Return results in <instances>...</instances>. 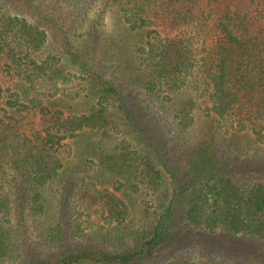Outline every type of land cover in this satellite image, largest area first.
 Returning a JSON list of instances; mask_svg holds the SVG:
<instances>
[{"label": "trees", "instance_id": "obj_1", "mask_svg": "<svg viewBox=\"0 0 264 264\" xmlns=\"http://www.w3.org/2000/svg\"><path fill=\"white\" fill-rule=\"evenodd\" d=\"M15 1L0 0V74L13 83L6 86L0 80V264H6L12 252L21 257L17 264L157 262L182 229L178 208L188 191L190 200L182 212L189 225L204 233L201 239L207 243L211 260L264 264V180L255 170L242 171L246 172L243 178L225 155L220 158L214 142L201 146L179 190L167 192L169 201L157 204L154 222L131 237L119 233L118 246L112 249L108 246L111 230L123 225L130 209L126 199L114 192L87 191L91 211L94 206V211L102 209L103 219L91 233L81 224L71 225L73 190L58 200V216L49 220L50 188L66 166L69 142L85 134L110 136L109 132L117 130L110 115L116 105L135 129L129 106L133 93H126L95 60L92 40L103 20L101 12L87 24L86 50L73 47L70 31L84 23L89 0H69L73 7L69 16L75 17L62 53L46 56L42 51L50 44L49 32L32 20L34 10L27 6H21L26 12H13ZM107 1L130 30L144 34V43L135 49L136 73L131 82H141L148 95L166 97L189 87L198 98H205L214 126L223 129L232 142L244 131L264 136V0H103ZM71 76L82 80L78 88H66ZM66 98L89 99L91 108L69 112L70 101L60 106ZM188 114L185 109L177 114L184 128L190 124ZM139 135L146 139L144 130ZM246 160L237 164L255 167L259 162ZM146 164L127 184H116L115 191L125 187V195L143 194V184L155 190L158 172ZM10 192L16 196L14 203ZM13 204L19 217L18 237L10 238L6 232ZM28 211L42 218L39 225L46 229L45 239L52 250L37 245L33 251L25 246L22 236Z\"/></svg>", "mask_w": 264, "mask_h": 264}, {"label": "rangeland", "instance_id": "obj_2", "mask_svg": "<svg viewBox=\"0 0 264 264\" xmlns=\"http://www.w3.org/2000/svg\"><path fill=\"white\" fill-rule=\"evenodd\" d=\"M11 7L13 12H26L21 6H27L34 10L33 21L42 28H46L50 35V44L46 50L42 51V56L49 53L60 55L62 53L63 42L66 33L70 30L69 23L75 17L69 16V0H16ZM87 17L84 23L72 28L70 34L74 49L86 50L85 45L89 41L86 34L87 24L94 20L98 13L103 16L102 22L98 25V30L92 40L93 53L103 67L108 76L112 78L126 93L132 92L129 96V106L134 111L135 129L125 121L122 112L117 105L111 108L110 115L117 130L109 132L110 136L103 133L85 134L69 142V154L66 166L62 171L60 179L56 180L50 188L49 220H54L58 216V200L73 190L71 201L74 205V218L71 221L72 227L81 224L88 233H91L94 225L102 224L100 212L91 211L92 201L90 193L87 191H109L117 196L124 197L130 206L126 219L121 227L110 235L108 246L112 248L118 246V236L121 232H126L127 236H132L134 232L141 230L148 223H153L158 214L157 204L168 202L169 194L178 191L183 182V174L190 169L192 158L204 144L214 142L216 151L220 158L225 155L234 170H239L243 178H246L242 171H259L258 177L264 180V136L254 135L252 131H244L241 137L232 142L224 134L223 129L214 126L212 117L209 116L207 101L205 98H198L189 88H182L172 96L163 94L148 95L142 87L141 82H131L130 77H135L134 57L137 45L144 43V34L136 33L129 29L123 21L120 13L110 2L103 0H89L87 3ZM60 12H65L61 14ZM76 14V11H75ZM3 60L0 61V68ZM0 80L6 86L11 83L1 73ZM66 88H78V83L82 82L76 76H71ZM13 85V83L11 84ZM60 106H64L66 101L72 103L69 112L83 113L89 111L91 102L89 99L74 101L66 98L62 100ZM137 102V103H136ZM71 106V105H70ZM181 109L187 110L190 117L189 125L183 127L177 117ZM54 110V109H53ZM148 117L152 119L151 128H148ZM139 130L146 132V139H142ZM238 157L236 159L235 157ZM256 158L259 162L255 167L250 165L239 166V160ZM167 161V162H166ZM150 164L158 172L159 180L156 189L142 188V192L136 194H124L122 187L120 191L113 188L116 184H127L133 179L135 171L142 170ZM176 174V176H174ZM213 182V180H211ZM253 182V181H251ZM146 183V182H145ZM202 183V182H201ZM72 184V189H70ZM67 185V188H66ZM129 185V184H128ZM178 189V190H177ZM11 194L14 203L16 196ZM191 191L183 194L181 205L178 210V220L181 228L176 233V237L167 243L159 255L157 262L150 264H180L188 261L190 264H225V262H215L211 260V253L208 252L205 239H201L204 233L198 228L189 225L185 220V212L190 200ZM148 206V207H147ZM185 211V210H184ZM182 212V213H181ZM90 214V216H88ZM8 219H11L10 228L6 233L10 238L18 237L19 217L16 213L15 205L11 206ZM42 222L40 216H31L27 212L24 223V233L22 240L26 247H31L34 251L37 245L42 250H52L54 247L46 237V229L39 223ZM70 226H68V229ZM122 229V230H119ZM69 231H71L69 229ZM105 235L106 232H103ZM79 236V235H78ZM50 237V236H48ZM109 237V235H108ZM129 237V238H130ZM128 238V239H129ZM79 239V238H76ZM53 237L49 241L51 242ZM212 240V239H211ZM12 241V240H10ZM6 264L20 262L21 257L12 252Z\"/></svg>", "mask_w": 264, "mask_h": 264}]
</instances>
